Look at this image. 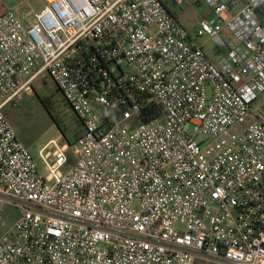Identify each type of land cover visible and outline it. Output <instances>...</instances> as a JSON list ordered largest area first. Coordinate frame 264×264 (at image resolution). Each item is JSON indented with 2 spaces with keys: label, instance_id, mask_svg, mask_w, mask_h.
<instances>
[{
  "label": "built area",
  "instance_id": "built-area-1",
  "mask_svg": "<svg viewBox=\"0 0 264 264\" xmlns=\"http://www.w3.org/2000/svg\"><path fill=\"white\" fill-rule=\"evenodd\" d=\"M167 1L0 16V264H264V0H171L208 5L193 32ZM47 78L84 130L43 175L5 110Z\"/></svg>",
  "mask_w": 264,
  "mask_h": 264
},
{
  "label": "rangeland",
  "instance_id": "rangeland-1",
  "mask_svg": "<svg viewBox=\"0 0 264 264\" xmlns=\"http://www.w3.org/2000/svg\"><path fill=\"white\" fill-rule=\"evenodd\" d=\"M167 2L178 16L180 23L191 32L194 31L209 10L208 5L203 1L200 4L186 2L183 8L175 6L171 0ZM46 3L47 0H0V13L11 9L23 14L29 11L39 12L46 6ZM207 40V37L199 38L198 42L205 44L208 54L212 55L217 52L216 47L208 44ZM34 89L35 91L32 95L24 96L23 100L14 106H8L5 112L18 137L29 148L40 172L43 175H47L48 170L40 156V150L52 139H63L60 130L55 124V120L61 121L67 134L71 132L70 138L72 142L75 140V130L77 129L78 131L81 125L78 124L76 116L50 78L42 82L37 81ZM45 98H48L49 102H51L50 111L41 102V99ZM254 119H260L264 122V94L253 105L252 115L247 118L246 122L249 123ZM190 132H193L192 129H190ZM201 139L202 137L198 140ZM67 155L70 159L67 168H70L75 162L71 148L67 151ZM4 214L7 226H13L18 219L16 209L8 207ZM7 226L0 225V237L6 233Z\"/></svg>",
  "mask_w": 264,
  "mask_h": 264
},
{
  "label": "crops",
  "instance_id": "crops-1",
  "mask_svg": "<svg viewBox=\"0 0 264 264\" xmlns=\"http://www.w3.org/2000/svg\"><path fill=\"white\" fill-rule=\"evenodd\" d=\"M6 11H8V10H5V11H3V12H1L0 13V16L2 15V14H4ZM30 12V11H29ZM19 14H23V13H19ZM27 14V13H26ZM23 15H25V14H23ZM204 38V37H203ZM208 38V44H212V45H214V47H216V53H214V54H208V52H207V48H206V45L205 44H203V43H201L203 46H204V48H205V51H206V53H207V55L209 56V58L213 61V62H215V63H219L220 61H221V59L227 54V52H228V50H229V47L230 46H232V45H234V41H232V40H230V37H228L227 35H223L221 38H215V39H211V38H209V37H207ZM202 39V38H201ZM214 51V50H213ZM48 79V78H47ZM46 79V80H47ZM45 80V81H46ZM76 119H77V117H76ZM78 120V119H77ZM78 124H80L81 126H80V128L78 129V131H77V129L75 130V134H76V132L77 133H79L80 135H82V133H83V126H82V124H81V122L78 120ZM79 135V136H80ZM75 141V140H74ZM71 143H72V141H71ZM46 146V145H45ZM44 146V147H45ZM43 147V148H44ZM42 148V149H43ZM41 149V150H42ZM40 150V151H41Z\"/></svg>",
  "mask_w": 264,
  "mask_h": 264
},
{
  "label": "trees",
  "instance_id": "trees-1",
  "mask_svg": "<svg viewBox=\"0 0 264 264\" xmlns=\"http://www.w3.org/2000/svg\"><path fill=\"white\" fill-rule=\"evenodd\" d=\"M41 102L43 103V105L45 106V108H46L47 110L50 109L51 102H49V99H48V98L41 99ZM49 111H50V110H49ZM55 124H56V126L58 127V129L60 130L63 139H64L65 141L71 143V138H70V137H71V132H70V134H69V133L67 134V133L64 131V128H63V125H62L61 121H57V120H55ZM79 135H80V134L76 132V134H75V140L79 137Z\"/></svg>",
  "mask_w": 264,
  "mask_h": 264
}]
</instances>
